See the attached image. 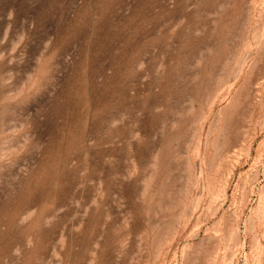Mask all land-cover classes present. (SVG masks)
I'll return each instance as SVG.
<instances>
[{
	"label": "rangeland",
	"instance_id": "1",
	"mask_svg": "<svg viewBox=\"0 0 264 264\" xmlns=\"http://www.w3.org/2000/svg\"><path fill=\"white\" fill-rule=\"evenodd\" d=\"M0 264H264V0H0Z\"/></svg>",
	"mask_w": 264,
	"mask_h": 264
},
{
	"label": "bare ground",
	"instance_id": "2",
	"mask_svg": "<svg viewBox=\"0 0 264 264\" xmlns=\"http://www.w3.org/2000/svg\"><path fill=\"white\" fill-rule=\"evenodd\" d=\"M35 82V81H34ZM37 83V82H36ZM32 85H34V83L32 84ZM44 85V84H43ZM39 90V89H38ZM34 96V95H33Z\"/></svg>",
	"mask_w": 264,
	"mask_h": 264
}]
</instances>
